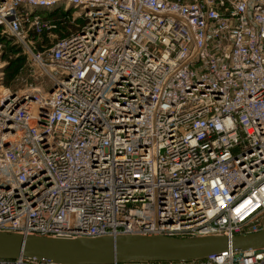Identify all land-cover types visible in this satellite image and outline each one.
<instances>
[{
    "label": "built area",
    "instance_id": "built-area-1",
    "mask_svg": "<svg viewBox=\"0 0 264 264\" xmlns=\"http://www.w3.org/2000/svg\"><path fill=\"white\" fill-rule=\"evenodd\" d=\"M62 1L0 0V232L189 237L263 227L264 0L27 9ZM66 10L69 29L49 43L37 36L42 16ZM27 71L43 77L40 90L11 89ZM171 264H264V247Z\"/></svg>",
    "mask_w": 264,
    "mask_h": 264
},
{
    "label": "water",
    "instance_id": "water-1",
    "mask_svg": "<svg viewBox=\"0 0 264 264\" xmlns=\"http://www.w3.org/2000/svg\"><path fill=\"white\" fill-rule=\"evenodd\" d=\"M264 247V226L227 235L172 237L160 234H119L101 237H48L0 232V258L24 257L54 264L153 262L171 264L207 259L225 251Z\"/></svg>",
    "mask_w": 264,
    "mask_h": 264
},
{
    "label": "rangeland",
    "instance_id": "rangeland-1",
    "mask_svg": "<svg viewBox=\"0 0 264 264\" xmlns=\"http://www.w3.org/2000/svg\"><path fill=\"white\" fill-rule=\"evenodd\" d=\"M66 14L64 15V17L61 19V20H59V21H57V22H51V21H47L46 19H41L40 21H41V23H40V21L38 22V24H40V26H39V28L41 27V29H39L40 30V35H37L38 37H40V38H44V39H46V36L47 35H50L49 37V40L48 39H46L47 40V42L49 43L50 42V40L52 39V36L54 35V34H58V35H60V33H62V32H65L67 29H69L70 27H69V23H68V21H70V17H71V15L73 14V10H66V11H64ZM63 13V11H57V12H54V13H48V14H45L44 16H46V15H48V16H52V15H61ZM59 18H61V17H59ZM30 22H32V21H30ZM30 26H32V24H30ZM37 36L35 37V39H34V41H36L37 39ZM12 48H14V49H16L15 47H12ZM16 52H18V49H16ZM24 76H25V80H26V83H21V85L20 84H18V83H12L11 84V89H18V88H20V90L21 89H26V88H33V87H36V86H39V85H41V84H43V82H45L44 81V79H43V77L41 76H34L32 73H29V71H27L25 74H23ZM35 93V92H34Z\"/></svg>",
    "mask_w": 264,
    "mask_h": 264
},
{
    "label": "trees",
    "instance_id": "trees-1",
    "mask_svg": "<svg viewBox=\"0 0 264 264\" xmlns=\"http://www.w3.org/2000/svg\"><path fill=\"white\" fill-rule=\"evenodd\" d=\"M62 15H64V13H62L61 15L42 16V19L44 18L47 21L57 22L59 20V17H61ZM4 46H5L6 51L16 52V49L10 47L7 42H4ZM22 62H23L22 56H18L16 58L9 60V63L6 68L7 78H10L13 74H15L16 70L22 64Z\"/></svg>",
    "mask_w": 264,
    "mask_h": 264
},
{
    "label": "bare ground",
    "instance_id": "bare-ground-1",
    "mask_svg": "<svg viewBox=\"0 0 264 264\" xmlns=\"http://www.w3.org/2000/svg\"><path fill=\"white\" fill-rule=\"evenodd\" d=\"M65 4V6H63ZM58 7H64L65 9L70 8L71 7V2H69L68 0L62 1V2H56L54 4L51 5H47V6H40V5H34V6H27V9H29V11L33 12V11H39V10H45L48 9L49 11H52ZM40 90L39 86L33 87V88H26V91L29 93H34V92H38ZM3 96V88L0 87V99Z\"/></svg>",
    "mask_w": 264,
    "mask_h": 264
}]
</instances>
